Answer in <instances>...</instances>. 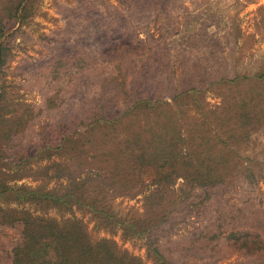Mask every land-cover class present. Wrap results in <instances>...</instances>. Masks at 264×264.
Wrapping results in <instances>:
<instances>
[{"label":"rangeland","instance_id":"obj_1","mask_svg":"<svg viewBox=\"0 0 264 264\" xmlns=\"http://www.w3.org/2000/svg\"><path fill=\"white\" fill-rule=\"evenodd\" d=\"M0 46V264H9L24 221L37 235L42 221L71 217L91 241L156 264L141 237L95 227L84 210L42 205L29 193L58 195L74 184L124 222L170 211L173 220L217 224L196 208L207 189L183 183L195 169L177 164L178 150L207 155L200 141L223 159L226 186L210 202L246 208L255 218L235 221L264 234V77L252 76L264 74V0H0ZM171 130L181 138L175 145ZM155 134L162 143L151 144ZM60 138L63 148L51 150ZM144 147L152 164L172 155L171 186L159 185L155 166L133 165ZM215 245L173 262L249 264L241 250Z\"/></svg>","mask_w":264,"mask_h":264},{"label":"trees","instance_id":"obj_2","mask_svg":"<svg viewBox=\"0 0 264 264\" xmlns=\"http://www.w3.org/2000/svg\"><path fill=\"white\" fill-rule=\"evenodd\" d=\"M24 18V14H21L19 26L22 24ZM12 19L14 20L15 17L13 16ZM72 43L76 46L77 40L71 39L70 45H72ZM4 49L3 46H0V68L5 64V57L2 53ZM260 71L253 74V78L264 77L263 72ZM237 78H240V76H234L231 82ZM189 90L195 89L191 88ZM133 99V105L141 102L139 98ZM146 104L148 105V102L142 106L146 107ZM235 113L234 119L238 121V118L235 117ZM101 121H103V123H101ZM95 123L97 126H104V124H106L102 118H98ZM171 133L173 134V144L179 143L181 141L179 133L173 131ZM155 135L156 137H154ZM155 135H152V138L150 137L151 144H153L152 141L156 140L155 145L156 143H162L164 134ZM165 138L167 139V136H165ZM64 142H67V140L64 141L63 138H60V144L52 146L51 150L57 149L60 151L63 148L62 144ZM200 143L207 155H203L199 158H191L185 146L182 156L180 154L182 150L177 151L176 156L181 158L180 163L177 164L183 165V163H186L187 166H193L196 173L192 178H188L190 176L188 174L182 175L183 183L185 186L191 184L192 186H190V188H197V190L199 187L207 189V191H203L204 196L202 198L199 197L201 198V202H199L200 204H198L196 208L200 210L202 214L209 213L212 217L215 216L216 221L222 219V222L217 224L213 223L202 226L201 222L199 225L196 223V220L194 221L196 224L192 222L189 223L187 219L190 218V216L185 219L186 221L181 217L173 220L170 211H164V213L159 216V220L152 218L150 220L145 219L124 222L118 220L108 209L100 206L102 200H99L100 198H98L97 195H84L83 192L80 191L79 185L74 184L66 189L64 193L58 195L41 194L35 193L34 191H31L29 195H35L42 205H44L43 203H49L51 206L63 208L69 212L73 208L84 210L94 217L95 227H100L99 225H101L104 228H118L124 235L141 237L145 242L147 255H149L156 264H175V262H173L174 259L178 261L180 258L193 257L192 255L204 253L205 250L214 248L216 246L215 244L218 243L226 244L225 246L229 247L232 251L241 250L243 253V260H246L249 264H264V234L262 232L261 234L253 233L249 231L250 228L248 224L235 221L237 218L253 219L255 218V214L246 217L244 214L246 208L234 211L231 207H226L224 205V208H228L225 210L220 206H218V208L215 207V203L210 202V200L220 199L221 196L220 198L215 196L216 190H222L224 188L223 186H226L224 182L225 173L218 170L217 166L222 164L223 159L221 161L216 158L218 156L212 154V151L205 142L200 141ZM44 148V144L40 146L37 156L44 152ZM195 152L196 151H194V153ZM157 155L159 156V154ZM171 156H166L167 159H161L160 163L152 164V154L144 147L139 151L136 157L130 160L137 169H142L145 166L149 167L150 165L155 166L157 174L153 177L158 178V176H161V179L158 178L160 180L159 185L165 187L171 186L174 180L173 178L177 177L171 175L177 165L175 164L172 166L170 164L173 162L170 160ZM163 168H165L166 171L162 172ZM199 168L200 170L198 171L197 169ZM79 183L82 184L83 181ZM203 204H205V206H203ZM249 211L250 213L257 212V210ZM182 217H185V215H182ZM229 217L233 219L232 222H226ZM42 222V231L36 235L34 230L33 232L32 230L30 231L32 224L28 221H24L23 233L20 234L19 239L13 243L9 251V264H143L137 257L117 249L115 244L110 240L100 239L94 242L91 241L87 236L84 226L73 217L61 223H55L53 221ZM190 224L192 225L190 226ZM181 229L185 230L183 232L184 234L173 238L171 232ZM167 245H173L174 250L169 251L164 249ZM173 255H176V258H171L174 257Z\"/></svg>","mask_w":264,"mask_h":264}]
</instances>
